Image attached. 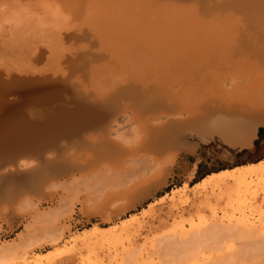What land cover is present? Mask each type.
<instances>
[{
    "label": "rangeland",
    "instance_id": "rangeland-1",
    "mask_svg": "<svg viewBox=\"0 0 264 264\" xmlns=\"http://www.w3.org/2000/svg\"><path fill=\"white\" fill-rule=\"evenodd\" d=\"M85 1L87 2L88 5V6L86 5V8H84L86 4ZM92 1H94L96 5L95 4L93 5ZM92 1L91 0H1L0 2L1 3L0 4V81H2L0 82V85L2 83L5 86L8 85L9 84L8 79H9L13 86L14 82H16L17 79H19L18 76L19 77L21 76L20 77L21 79L27 81L29 79L34 80L35 78L37 79L39 78V80H41V78H44L43 80H46L45 78L48 77L46 83L50 82L52 85L57 84V88H58V89L56 88V90L54 91L55 94L53 93V98H54L53 105H55L56 103L59 104L61 103V105H63L64 102L66 103L68 102L67 98H69V102H70V99H73L75 96V94H73L72 92L74 93L77 92V95L75 96V98L77 99L74 98L75 100H71L72 104L70 103V105L68 106L67 103L66 107H70L71 105H73V103H74L73 106H75L79 98L78 93H80L79 96L82 97L84 96L85 101L89 100L88 102L91 104H94L96 102V100L95 102H91L94 100V98L97 99V102L99 100V103L97 104H100V102H102L101 100L112 97L111 99H113V101L117 104V106L120 107L117 112L120 115L119 114L116 115L118 118L115 117L117 118V120L115 119L117 123L114 122L115 127L113 126L111 130L112 134L110 136V139L111 137L113 138L111 139L112 148L114 147L113 149L109 150L108 152L104 151V153H99L100 151H102L100 150L101 147L99 146L97 147V149L99 148L100 151L96 152L95 150L97 149L95 148L97 145L93 142H89V143L85 142L90 145L88 144L86 145L85 143H83L80 146L79 145L75 146L76 144L73 145L75 148L71 146L69 148H63L64 152L62 151V156L58 159V162L60 164H63L61 163V161L63 160L62 162H65L64 160L67 159V162L64 163L65 165L63 164V166L67 170H65L63 167L58 168L57 170H62L60 174H57L58 177L53 176L51 180L49 179H48L49 181L47 180L48 182H46V180L45 182H42L41 186L44 185L43 186L44 188L42 187L43 189L42 192L41 190L40 192L35 191V189L31 187L32 184L29 183L28 181V178L30 179V177L32 176V174L29 173V171L31 172L32 169V167H30L32 165H30L29 166L30 169H26L25 171H23L24 173L22 174L24 176L20 177L22 174H18L19 176L18 175L16 176L19 178L16 179L17 186L15 189H18V193L22 192L21 193L22 195L18 194L20 197H18L17 195L14 199L3 198L2 195H0V246H2L5 243H8L10 244L9 247L14 246V248H11L10 250L15 257L20 253V255L17 256V257L20 256L19 260H17L18 259L17 258L14 261L9 258L4 260V262L3 261L0 262V264H192L193 262H197L198 264L199 263L217 264L219 263L218 261L219 259H221L222 261L223 259H225L223 262H220V264L221 263L226 264V262L228 263V261L231 262L232 259H233L231 262L232 264H234L233 262H235V264H257V263L261 264L264 260V256H263L264 250L262 249L264 247V238L260 236L259 238L258 236H250V237L244 235L241 236L240 233H242L241 231H246V230L264 231V192H263L264 184L263 183L259 184L258 180H256L254 182L255 184L252 183L253 185L249 184L247 186L241 187V185H239L237 181L229 180L225 182V184L223 183L217 187L214 184H208L207 182L200 185L197 191L192 190L191 186H194L197 182H200L205 176L209 175L210 173L217 172L226 168H234L236 166L246 164L249 162H257L263 159L264 158V126H260L258 131V137L256 138L255 140L256 142L254 143V145L251 148H245L244 150L240 151V153L235 152V154L233 153L226 154L228 146L223 144H222L223 146H221V144L217 142L201 144L198 146V149L196 148L194 151L181 153L178 156L175 165L171 167L170 170L166 173H164L163 171L161 172L163 163H160L164 161L166 155L165 154L160 157L159 163L156 164L157 166L155 165L151 168L149 165L144 170V173L142 170L140 174L134 176L133 172L130 170L131 168L129 167L133 165L134 160L132 156L135 155V152L133 155L127 156L128 159L126 158L124 159L125 161H123V159H121V157L123 156L121 155V151L124 149L123 153L125 154V149L126 151H130L132 149H135L136 147L139 149L138 146L140 145H138V143L142 135V125L140 122L141 119L139 121L135 119L137 118L136 116H138L139 114L134 115L132 112H130L131 110L129 112H126L127 114L126 113L123 114V112L121 113V90H123L124 87L129 86L130 87L129 89L131 91L138 92L140 91L139 89L141 87V91L139 92L141 93L142 91H144L143 89H145V87L147 86L146 91L147 88L149 87L148 88L149 91H153L157 93L159 90L163 88L170 87L172 89V92H174L173 90L181 91L180 93L178 92L179 94L177 92L175 93H177L176 95L178 97V100H180V102H178L177 100V103L178 104L181 103V105L183 106H186L187 104L192 105V103L195 104L196 101L199 103V101L203 102L206 99L207 100L211 98L214 99L216 97H217L216 99L219 100H223L222 97L226 98V101L228 102L229 100L230 102H238V100H241L240 102L243 103L247 102V104L249 105H255V103L256 105L262 104L261 102L264 101V79H262L264 78V70L260 71L258 69H254L253 67L251 68V63L249 64L248 61L249 62L251 61L253 63L252 59L246 57L247 68H243L244 67L243 66L241 69L239 66L237 68L235 67L236 69L232 67L231 68L225 67L228 66L227 65L228 63L224 65L225 63L224 62L221 63L220 60L219 63H221V65L223 64L224 68L223 66L222 68H219V65L215 64L217 62L215 61L217 60V58L212 59L213 57L210 56L206 57V54H203L204 56L200 57L202 58V60L198 58L197 61L196 58L194 60L192 59L193 61H190V59H188L183 54L184 50L182 49L185 48L183 47L178 48L176 41H174L176 45H171V47H169L170 42H167L169 43V45H167L165 44L166 42L164 40L167 34L168 35L166 36V39L168 38L170 40L174 39V40H178V42L180 41L179 39H182V41L183 40L185 41L187 39L186 41L187 44L189 45H191V43H188L189 40L192 39L190 41L192 42L195 39L197 40L200 39V42L198 43H201L199 44L201 48L202 47L205 48L209 46L210 47L209 49L211 48L214 49L213 45L216 46V44L218 45L221 43L215 48L219 47L222 49V51L229 52L232 49L233 50L237 49L238 48L237 44L240 43L239 40L241 41V38L239 39V37H234L235 32L236 34H239L237 33L239 31L238 30L236 31V28H238L241 31L243 30L245 34L246 31L247 32H249L250 30L253 31L255 28H257L255 29L256 32H261L262 29H264L261 28V25L264 27L263 25L264 16H262L263 17L262 18L260 17L261 16L260 14V16H258L259 18L258 17L256 18L254 14H258L256 13L257 10L250 11L248 9H245L246 11L245 14L244 13L241 14L237 11L239 8L238 9L236 8L237 10L236 9L233 10V8L231 7L232 11L231 9L229 10L233 12L234 15L237 14L235 16V18L237 19H233L234 15L230 12L231 14L230 13L228 14L231 15L232 19L230 18L231 20H229V18H227V21L224 23L222 21H225L226 19L224 18L225 20H223L222 17H225V15H227V12H229V10L225 9V11L227 10L226 13L223 12V10H221L223 13L221 11L220 12L218 11L220 14L215 13L220 18L219 17L216 19L214 18V20L213 17H216L214 13H209L212 15L209 16V14H207V17L209 19H206L207 17L206 14H204L205 12L202 13L203 11H199V9H201L203 5L206 6V4L208 5L209 3L211 4V0L208 1L206 0L204 4H202L203 2L196 3L193 0H189L193 2L194 5L198 4L199 7L202 4L200 8L198 6H196V9L195 7H193L196 10V12L198 11L197 13H199V15L197 16L200 17L197 20L194 19L196 24L198 23V21L199 24L200 22H202L203 25H205L206 22H207L206 25L212 24L210 25L211 27L207 26L208 28L203 27L202 25L198 26L199 24H197V26L199 27L197 28L199 29V31L197 32V30H195L196 29L195 22L193 23L191 21L193 20L192 17L196 16L194 15L195 10H191V6H194L191 4V2L188 3L191 4L190 10H187L188 7H185V9L187 8L185 10L182 4L187 5V2L184 3L185 1L183 2L180 0L179 3L183 2L180 5L178 4V0L177 1L170 0L171 2L168 3L165 2L168 0H155V1L153 0L154 2L152 0H140L138 2L134 0L136 5L134 3L131 4L133 0L132 1L127 0V4H126V0H120V1L106 0V4L103 3L105 0H102V2H100L99 0L97 1L92 0ZM121 1H125V2L121 3ZM162 1L165 2V4L167 3V6H169L167 9L164 10L160 9L162 6L164 7L166 6L161 3ZM174 1L177 2V6H179L178 9L181 10V14L179 13V10L177 9V6ZM107 2L109 3V6ZM117 3L119 5H117ZM157 3H161L160 6L159 4L156 5ZM90 4L92 5V7ZM221 4L222 3H220V5ZM126 5H128L129 7ZM220 5L219 4H217L216 6L214 5L215 6L214 8ZM89 6L93 9H91ZM94 6H98V7H94ZM157 6H159L160 8ZM170 7L172 9H170ZM107 8H111V9H107ZM142 8L144 9L143 11H141ZM206 8L207 7H205L204 9ZM219 8H217L216 10H218ZM115 9L117 10L118 13H119L118 10L124 9L121 12L122 16L121 14H118L121 17H123L124 20L123 19L121 20V17L119 16L120 18L116 17L119 18L117 19L119 21L116 22V19L113 18L115 16H112L114 15L113 13L114 11L117 14ZM125 9L127 12L129 11L131 17L129 16V13L128 14L125 13L126 12ZM165 10L171 12V14L168 12H167L168 14L164 13ZM235 10L237 12H235ZM101 11L104 12L102 13ZM134 12L135 13L137 12L136 14L146 12L147 17L146 15L144 16L143 13L142 15L144 17L141 14L135 15L136 16L135 17ZM191 12H193L194 14ZM249 12L250 14L252 13L251 14L252 16L249 14ZM258 12H261L264 15V10ZM88 13L90 14L92 13L93 15L91 14L92 16H89L90 14ZM200 13L204 14L205 16L201 15ZM123 14H125L128 18L126 17L127 19H125L124 17L125 15L123 16ZM176 14L181 17H177ZM222 14L225 15L223 16ZM243 14L246 16V20L245 18L243 19V17H245ZM140 15L141 17H139ZM188 16L191 17L190 21L194 25V27L193 25H190L191 23L189 24L190 25L189 26L188 25L189 22H186L185 18H187ZM164 17L166 19H164ZM168 17L169 20H167ZM204 17L206 18L204 19ZM251 17H253L254 21H251L252 20ZM83 18L87 20L85 21ZM239 18L240 19L242 18L241 19L242 21ZM247 18L248 19L250 18L249 21L253 23V25L255 24L257 26L259 24V27L261 29L258 26L254 28L255 25L250 26V22L247 20ZM95 19L98 21H95ZM156 19H158L159 21ZM188 19L190 18L188 17ZM199 19L202 20L200 21ZM203 19L205 21H203ZM218 19H221L222 21L221 20L217 21ZM15 20L17 21V23H15ZM141 20L145 21V23L144 24L138 23ZM79 22H81L80 26H79L80 24ZM96 22L98 24H96ZM122 22L124 23V25L127 24L128 25L127 26L122 25L123 26L122 27L120 24ZM151 22L154 23L153 24L154 26L151 24ZM165 22H167L166 25H169V23H173V22L174 24H170L169 26H166ZM217 22L218 23L220 22L219 25L222 26H218ZM221 22L224 24H222ZM106 23L109 26L106 25ZM111 23L113 26L111 25ZM162 23H164V25ZM100 24H102L101 25L102 28ZM135 24H137V27H135L134 29L133 27L136 26ZM138 24L140 25L142 24L144 28L141 27L140 25L138 27ZM160 24L164 27L166 26L167 29L166 27L165 28L162 27ZM243 24L246 26L244 27ZM73 26L75 27L73 28ZM187 26L190 27V30L187 29ZM201 26L205 28L204 30L206 31L211 28L210 30L211 32L209 33L204 31ZM223 26H225V28ZM131 27L134 30L131 29ZM177 27L179 30L174 29ZM215 27L217 28L218 31H216ZM220 28L222 30H220ZM101 29H103V32L108 30L109 35L107 34V32L102 33ZM118 29L119 32L116 31ZM136 29L138 30L140 29V31L137 32L135 31ZM150 29H152L151 30L152 33H150ZM258 29L261 31H259ZM164 30H166L167 32ZM134 31L137 33H134ZM141 31L143 33H141ZM154 31L157 32L155 33ZM168 31H170V33ZM201 31L204 32L202 33ZM199 32L202 34H200ZM218 32L219 33L222 32L223 34L220 35L223 36L224 35H226L227 37L231 36V39L233 37L236 39L238 38V41L234 39L233 41L235 42H232L233 44H231L230 37L228 39L226 36H224V39L223 38L218 39L217 37V35L219 34ZM105 34L107 35L105 36ZM199 34L202 36L199 37ZM206 34H208V36H205ZM240 34L242 33L240 32ZM204 36L206 38H204ZM103 37H105V39ZM156 37H159L161 39V42L158 44L160 48L159 47L157 48H159L162 52L165 50L164 53L160 51L161 54L159 55L165 58L164 56L166 55V51L169 50L168 52L174 54L175 56L172 59H170L171 61L168 60L169 62L167 64L166 63L162 64L161 65L162 67H160L158 64H161V62L163 63V59L160 58V56L157 54L159 51L155 52V50L158 49H155V47L153 46L152 48L148 47L151 44V43L149 44V42H152ZM184 37H186V39H184ZM240 37L243 38L246 36L243 35ZM203 38H204V45H203ZM157 39L158 38H156V40ZM214 41H216V44ZM222 41L224 42V45H222L223 43ZM115 42H119V43H115ZM147 42H148V46H145L146 45L145 43ZM154 42L152 43L154 44ZM207 43L209 45H207ZM178 44H179L178 46L181 45L180 42ZM230 44L231 46L234 45L235 48L233 46L231 47ZM199 45L194 44L191 46H194L195 48L198 47L196 49H199ZM211 45L213 47H211ZM228 45L230 46L229 48L227 47ZM101 46L103 47L100 48ZM114 46L116 49H114ZM119 46H122L123 48ZM120 48H122L121 50L124 51L122 52L121 50H119ZM126 48L128 49L130 48L129 49L130 51L127 50ZM104 49H107L109 52ZM111 50L113 52H115L116 50L117 52L115 53L117 54L119 51H121L119 52L120 53L119 55L124 54V56L119 57L114 54H111ZM126 50L128 54L125 53ZM212 51L213 50H211V52ZM218 51L220 50L218 49ZM175 53H178V55H175ZM146 54L148 56H146ZM110 55L113 56L111 57ZM138 56L140 57L137 58ZM148 57H150L149 61L147 60ZM205 58L207 60H205ZM174 59L181 61V64L182 65L184 64L183 65L184 68H182L180 65L169 67L168 64L169 63L170 65L173 64L172 61ZM225 59L226 61L230 60L228 58ZM241 59L245 60L243 59V57ZM256 59L260 60L259 58ZM157 60H160V62L159 61L157 62ZM204 60L206 61V63L209 62L210 67H212L211 64L213 65L215 64V66L213 68H209L208 64H207L208 66H205ZM237 60L238 62L240 61V56L239 59ZM124 62L126 65L124 64ZM197 62L200 63V65L198 66L199 69L195 67L198 64ZM261 64L263 66L264 61ZM94 66H95V70H93ZM158 66L160 67V70L156 69ZM166 66L168 67V69ZM103 67L108 68V69L105 68L106 72L108 71L111 72L112 69L114 76L112 77V73L109 72L105 74L104 71L105 69H103ZM178 67L181 68L178 69ZM151 68L153 69L154 72L155 71L156 72L152 74L153 71ZM98 69L99 70L102 69V70L99 71ZM96 70L98 71V73L96 72ZM179 70L180 71L183 70L184 71L183 73H185L187 77L188 76L190 77L191 75V78L193 77V79L192 80L191 78L184 79L183 77L184 74L180 73ZM94 71L96 73L93 76L91 74ZM120 71L123 72L119 73ZM160 71H162L163 75ZM144 72L147 73L146 76ZM257 72H259L260 74ZM158 73L160 74L157 75ZM139 74L142 76L143 78L142 80ZM177 74H179V76ZM180 74L183 75L180 76ZM205 74L206 75L208 74V76H206ZM96 75L98 77H96ZM108 75L111 77H109ZM170 75L171 77L173 76L172 78L173 80L177 78L176 79L177 81L176 80L172 81V79H170L171 77L170 78L166 77V76L169 77ZM105 76L107 77L105 78ZM107 78H109L110 80ZM121 78L124 79V81L123 80L120 81ZM49 79H54V80H49ZM152 79L154 80L152 81L153 85L150 82ZM252 79L255 80L253 81ZM186 80L191 81L192 84L190 82H187ZM64 81H66V83H63ZM93 81H97L98 83L96 82L93 83ZM141 81L145 82L146 84L150 83L149 84L150 86L146 85L145 83H142ZM261 81L263 84H261ZM184 82H186V84ZM114 83H117L116 86L118 87H116ZM258 83L261 85H259ZM131 84L132 85L135 84L134 88H131L132 86ZM200 84L203 87L201 86V88L199 89L198 86ZM62 85L64 86L63 88ZM95 85L101 86L103 89H101V87H98L99 88L98 89L97 87H94ZM155 85H157V87H155ZM195 85L197 86V88H195L196 87ZM120 86L122 87V89L119 90L120 92L119 93L117 91L118 89L121 88ZM135 86L137 87L140 86V87L138 89L136 87L135 89ZM1 87H3V85ZM1 87H0L1 96L4 94V96L7 95L6 98L8 97L9 100H14V97L17 95L13 90H11L12 89L11 86L9 87L6 86L9 89L5 87L7 91H5L6 90L5 88H2L1 91ZM113 87H115V89ZM112 88L116 91L114 92ZM105 89L107 91H109L110 89V92L104 91ZM129 89H124V90L128 91ZM99 90H102V92ZM194 90L196 91L194 92ZM4 91L7 93H4ZM64 91H66L68 94L65 93ZM104 92L107 93L105 94V96H108L107 98L105 96L103 97L102 95H100L102 93L104 95ZM83 93H85L86 95ZM114 93H116V95ZM214 93L215 94L219 93V94H217L218 95L217 96ZM13 94L15 96H13ZM66 94H67V98L64 97ZM70 94L74 96L70 97ZM94 94L96 95L94 96ZM207 94L209 96H207ZM9 95L11 96L9 97ZM62 95L64 96L62 97ZM97 95L98 96L100 95V97L98 98ZM61 97L64 98L65 100L63 101ZM257 97L260 99H258ZM84 98L82 99L84 100ZM257 101H259L260 103L258 104ZM31 104L32 103H30L29 105ZM132 108H128L126 110ZM132 115H134L135 118ZM141 116L143 117L144 115ZM141 116H138V118ZM145 116L144 118L147 119L146 118L147 116L146 117ZM131 121L133 124L131 123ZM137 133L140 134L137 135ZM75 134L77 135V133ZM75 134H73L72 138L76 137ZM67 138L68 137L64 138V136H61V139L59 138L61 141L59 139L57 141L58 143L60 142L61 145L66 143ZM72 138L70 139L71 142L72 141L77 142L78 138H76L77 140L75 138L74 139ZM136 139L138 140L137 144H136L137 141ZM91 143H93L95 146V148L93 147L94 150H92L91 148L93 145ZM87 146L89 147L91 146V147L89 148ZM127 148L130 149L127 150ZM49 150L52 151L53 149L51 150V148H49L48 151ZM12 151L9 150L3 151L1 149L0 155L2 156V158H0V162L5 160L4 157L6 154L13 155V154H17L16 152H18L17 150H15L14 153H12ZM140 152L143 151L140 150ZM117 153H119V155ZM2 154L3 155L5 154L4 157ZM141 154L142 153H140L139 155L140 157ZM102 157L104 159H102ZM137 159H139V157H137ZM141 159H143V157H141ZM110 160L112 161V164ZM182 161H185L186 163L185 168H181ZM66 165H68L69 168L72 169L70 170L69 168H66L68 167ZM70 165H72L73 167L72 166L70 167ZM121 166L125 167L126 170ZM41 167L44 168L43 166L39 167V173H38V175L40 174L39 176H41L43 173L46 174V172L49 173L51 171V170L46 171L45 169L41 170ZM127 168H129V170H127ZM193 170L195 171L193 172ZM150 184L152 185L149 188L148 185ZM153 184H155L156 186L153 187L154 186ZM185 184L188 185L187 194L190 199L189 201L188 200L187 202L183 201L187 198V196L181 197V200L178 199L179 197L175 198V200L169 199L170 198L169 195L173 190L183 187ZM147 187L148 189H151V187L153 188L146 193L144 192V190L147 191ZM124 188L126 189V191ZM140 192L142 193L144 192L145 194H142ZM131 215H134L136 218H138L137 219L138 221H136L137 223L135 222L133 226L130 225V227H127L125 230L115 231L113 233L114 235L112 234L111 237L109 235L108 238L106 237L104 238V240L103 239L98 240V238H95L96 240L93 239L92 240L93 242L92 241L90 242L91 244L79 242L76 245L74 242L71 241L73 238L83 235L87 229H90L93 226L98 225L105 227V226L121 225L128 217H131ZM231 217L233 219H231ZM222 224L226 226H223ZM219 226L222 228L220 229ZM57 228L58 230L56 231ZM222 229H225L226 231ZM59 230L61 232H59ZM183 230L187 232L189 231L188 237L182 235ZM215 230H217L218 232H216ZM227 230L235 231V232L230 233ZM234 233H237V235L236 234L234 235ZM15 244L17 245V247ZM19 249H21L22 251L21 250L19 251ZM14 251H16V254L14 253ZM25 253L26 255L24 257L23 254ZM22 256L24 258H21ZM195 256H197L198 258ZM228 258L231 260H228ZM212 260H215V262Z\"/></svg>",
    "mask_w": 264,
    "mask_h": 264
},
{
    "label": "bare ground",
    "instance_id": "bare-ground-1",
    "mask_svg": "<svg viewBox=\"0 0 264 264\" xmlns=\"http://www.w3.org/2000/svg\"><path fill=\"white\" fill-rule=\"evenodd\" d=\"M92 1V0H91ZM97 1V0H96ZM100 2H102V0H99ZM110 1V0H109ZM114 1V0H113ZM116 1V0H115ZM120 1V0H119ZM132 1V0H131ZM136 2H138V1H140V0H135ZM135 1L133 0L132 2H131V4L132 3H134L135 4ZM153 1V0H152ZM155 1V0H154ZM153 1V2H154ZM177 1V0H176ZM176 1H174L175 2V4H176V6H177V2ZM180 1H185L184 3H186L187 2V5H184V4H182L183 5V8L185 9V7H188V9L187 10H190V6H191V4L192 5H194V3L193 2H191V1H189V0H180ZM179 0H178V4L180 5L181 3H183V2H181V3H179L180 2ZM194 2H196V3H202V4H204V2L206 1V0H193ZM208 1V0H207ZM216 3H215V2ZM211 0V4L209 3V5L208 4H206V6L205 5H203V7L205 6V7H207L206 9H204L203 7H201L202 6V4H201V9H199V11H203L202 13H204V14H206V17H207V14H209V13H214V15L216 16V17H213V20H214V18L216 19V18H218L219 16H217L215 13H219L221 10H223V12H227V10H229V9H231V11H232V8H233V10L234 9H236L239 13H246V11H245V9H248V10H257V12L256 13H258V14H254L255 16H256V18L258 17V16H260V14H261V16L260 17H262V16H264L261 12H258V11H261V10H264V0H218V1H216V0ZM0 2H1V0H0ZM93 2V3H92ZM91 3L94 5L95 4V2L94 1H92ZM122 2H125V1H121V3ZM143 2V1H142ZM165 2H171L170 0H168V1H165ZM165 2H161L162 4H164V5H166L165 7L164 6H162L161 8L159 7L160 6V4L161 3H157L156 5H158L159 4V6H157V7H159L160 9H167L169 6H167V3L165 4ZM173 2V3H174ZM189 2H191V4H188ZM214 2V3H213ZM3 3V2H2ZM85 6H84V8H86V5H87V2L85 1ZM88 3H89V1H88ZM103 3H105L106 4V0L103 2ZM108 3V2H107ZM118 3H120V2H118ZM117 3V5H119ZM144 3V2H143ZM148 3V2H147ZM150 3V2H149ZM220 3H222L221 5H220ZM223 3H224V6H223ZM1 4V3H0ZM76 4V3H75ZM74 4V5H75ZM126 4H127V0H126ZM217 4H219L220 6H217L216 8H214ZM91 5V4H90ZM96 5V4H95ZM100 5H101V3H100ZM115 5H116V2H115ZM121 5V4H120ZM136 5V4H135ZM156 5H155V7H156ZM173 5V4H172ZM181 5V6H182ZM189 5V6H188ZM200 5V4H199ZM209 7H208V6ZM215 5V6H214ZM88 6V5H87ZM108 6H109V3H108ZM126 6H128V5H126ZM125 6V7H126ZM181 6H180V9H181ZM196 6H198V4H196V5H194V6H191V10H195L196 9ZM211 6H213V7H211ZM223 6V7H222ZM234 6V7H233ZM90 7V6H89ZM91 7H92V5H91ZM90 7V8H91ZM94 7H98V6H94ZM104 7V6H103ZM106 7V6H105ZM111 7V6H110ZM129 7V6H128ZM127 7V8H128ZM142 7V6H141ZM143 7H144V5H143ZM178 7L179 6H177V9H178ZM193 7H195V9L193 8ZM199 7V6H198ZM198 7H197V9H198ZM199 7V8H200ZM220 7V8H219ZM232 7V8H231ZM159 8H157V9H159ZM193 8V9H192ZM217 8H219L218 10H216ZM89 9V8H88ZM91 9H93V8H91ZM97 9V8H96ZM96 9H94V10H96ZM107 9H111V8H107ZM113 9V8H112ZM170 9H172L171 7H170ZM185 9V10H186ZM208 9V10H207ZM210 9V10H209ZM225 9H227L226 11H225ZM244 9V10H243ZM116 10V9H115ZM121 10V9H120ZM118 10L119 11V13L117 12V10H116V12H117V14L115 13V11L113 12L114 13V15H112V16H115V17H113L114 19H116V22L117 21H119V20H117V19H119L121 16H122V14H121V12L124 10ZM135 10H136V8H135ZM144 9L142 8V10L141 11H143ZM179 10V9H178ZM204 10H206V11H204ZM213 10V11H212ZM214 10H216V11H214ZM235 10V12H237ZM91 11V10H90ZM98 11V10H97ZM111 11V10H110ZM109 11V12H110ZM125 11H126V9H125ZM170 11V10H169ZM183 11V10H182ZM211 11V12H210ZM219 11V12H218ZM230 10H229V12H227V15H225V14H222L223 16L225 15V17H222V19L223 20H225V21H222L221 19H218L217 21H222V22H226L227 21V18H229V20H231L232 18H231V13L233 14V12H231ZM60 12V11H59ZM64 12H66V11H64ZM81 12V11H80ZM102 12V11H101ZM104 12V11H103ZM102 12V13H103ZM132 12V11H131ZM168 11H164V13H167ZM173 12H174V10H173ZM198 12V11H197ZM196 12V10L194 11V13L193 12H191V13H193L194 15H196L195 17H192V19L193 20H191V17L190 16H188L190 19H188V17L187 18H185L186 19V22H189L188 23V25L191 23V21L194 23L195 22V20H197L198 18H200V17H198L197 15H199V13H197ZM222 12V11H221ZM222 12V13H223ZM231 12V13H230ZM234 12V13H235ZM61 13V12H60ZM95 13H98V12H95ZM111 13V12H110ZM109 13V14H110ZM125 13H129V11L127 12H125ZM135 13V12H134ZM137 13V12H136ZM134 14V16L135 15H139V14H141L142 15V13H139V14ZM168 13H170L171 14V12H168ZM167 13V14H168ZM179 13L181 14V10H179ZM187 13V12H186ZM188 13H190V12H188ZM197 13V14H196ZM228 13H230V14H228ZM88 14H90V13H88ZM87 14V15H88ZM92 14V13H91ZM89 15V16H92V15ZM118 14H121V16L120 15H118ZM174 14V13H173ZM178 14V13H177ZM176 14V15H177ZM201 14V13H200ZM204 14H201V15H204ZM220 14V13H219ZM218 14V15H219ZM243 14V15H244ZM249 14H250V12H249ZM252 14V13H251ZM250 14V15H251ZM59 15V14H58ZM64 15V14H63ZM72 15V14H71ZM84 15H85V13H84ZM104 15H105V13H104ZM107 15H108V13H107ZM118 15V16H117ZM125 14H123V16H124ZM133 15V14H132ZM141 15L139 16V17H141ZM143 15L145 16L146 15V12H144L143 13ZM142 15V16H143ZM184 15V14H183ZM182 15V16H183ZM186 15H188V14H186ZM194 15H191V16H194ZM200 15V16H201ZM210 15H212V14H209V16ZM234 15V14H233ZM232 15V16H233ZM237 15V14H236ZM236 15H234V18L233 19H237V18H235V16ZM239 15V14H238ZM61 16V15H60ZM88 16V17H89ZM110 16V15H109ZM120 16V17H119ZM129 16L131 17V15H130V13H129ZM134 16H133V18H134ZM143 16V17H144ZM173 16V15H172ZM205 16V15H204ZM230 16V17H229ZM241 16V15H240ZM245 16V15H244ZM252 16V15H251ZM84 17V16H83ZM116 17H119V18H116ZM125 17V19H127L128 17L125 15L124 16ZM127 17V18H126ZM136 17V16H135ZM139 17H138V19H139ZM146 17H147V15H146ZM174 17V16H173ZM177 17H181V16H178L177 15ZM202 17V16H201ZM206 17H204V19L206 18ZM243 17V16H242ZM14 18H16V17H14ZM133 18H130V19H133ZM182 18H184V17H182ZM203 18V17H202ZM211 18V17H210ZM220 18V17H219ZM225 18V19H224ZM231 18V19H230ZM245 18V20H246V16L245 17H243V19ZM252 18V20L251 21H254L253 20V17H251ZM259 18V17H258ZM263 18V17H262ZM84 19V18H83ZM90 19V18H89ZM107 19V18H106ZM123 19V17H121V20ZM136 19V18H135ZM134 19V20H135ZM137 19V20H138ZM142 19V18H141ZM164 19H166L165 17H164ZM188 19V20H187ZM195 19V20H194ZM203 19V21H205ZM206 19H209L208 17L206 18ZM240 19V18H239ZM242 19V18H241ZM240 19V20H241ZM250 19V18H249ZM249 19L247 18V20L249 21ZM264 19V18H263ZM17 20V19H16ZM15 20V23H17V21ZM60 20V19H59ZM62 20H64V19H62ZM61 20V21H62ZM85 20V19H84ZM87 20V19H86ZM85 20V21H86ZM124 20V19H123ZM143 20H144V18H143ZM156 20H158V19H156ZM167 20H169V17L167 18ZM191 20V21H190ZM200 20V19H199ZM202 20V19H201ZM200 20V21H201ZM212 20V19H211ZM61 21H59V22H61ZM73 21V20H72ZM79 21V20H78ZM90 21V20H89ZM93 21V20H92ZM95 21H98V20H96L95 19ZM142 21V20H141ZM138 22V21H136V22H138V23H142V24H144L145 23V21H142V22ZM159 21V20H158ZM161 21V20H160ZM165 21V20H164ZM183 21V20H182ZM182 21H180V22H182ZM239 21V20H238ZM242 21V20H241ZM240 21V22H241ZM83 22V21H82ZM101 22H102V20H101ZM121 22V21H120ZM123 22H125V21H123ZM122 22V23H123ZM129 22V21H128ZM149 22V21H148ZM171 22V21H170ZM216 22V21H215ZM221 22V23H222ZM236 22V21H235ZM250 22V21H249ZM80 24H79V26L81 25V22H79ZM85 23V22H84ZM94 23V22H93ZM99 23H100V20H99ZM122 23H120L121 24V26L122 25H124V23L122 24ZM133 23V22H132ZM150 23V22H149ZM202 22H200V24H199V21H198V23L197 24H199L198 26H200V25H202L203 27H207V26H210V25H212V24H209V22H208V24L209 25H206L207 24V22L205 23V25H203V23L201 24ZM212 23V22H211ZM218 23V22H217ZM220 23V22H219ZM219 23H218V26H222V25H219ZM224 23H222V24H224ZM255 23V22H254ZM69 24H70V22H69ZM96 24H98L97 22H96ZM95 24V25H96ZM103 24H105V23H103ZM115 24V23H114ZM126 24V23H125ZM140 25V24H138V27H139V25L141 26V27H143V25ZM151 24L153 25L154 23H152L151 22ZM159 24V23H158ZM163 25H164V23H162ZM167 24V22H165V25ZM170 24H174V22L173 23H169V25ZM175 24H176V22H175ZM183 24V23H182ZM181 24V25H182ZM195 24H196V22H195ZM197 24L195 25L196 26V29L195 30H197V32L199 31V29H197V28H199L198 26H197ZM216 24V23H215ZM227 24V23H226ZM82 25H84V24H82ZM88 25V24H87ZM102 24H100V26H101ZM106 25H108L107 23H106ZM111 25H112V23H111ZM116 25V24H115ZM128 25V24H127ZM127 25H124V26H127ZM131 25H133V24H131ZM136 26H134L133 28L135 29V27H137V24H135ZM149 25V24H148ZM161 25V24H160ZM169 25H166V26H169ZM179 25V24H178ZM190 25H193L192 23L190 24ZM189 25V26H190ZM254 26L253 25V23H251L250 22V26ZM260 25H261V23H260ZM264 25V24H263ZM109 26V25H108ZM113 26V25H112ZM154 26V25H153ZM152 26V27H153ZM162 26V25H161ZM161 26H160V28H161ZM165 26V27H166ZM172 26H174V25H172ZM201 26V27H202ZM227 26V25H226ZM243 26L245 27L246 25H244L243 24ZM242 26V27H243ZM258 27H259V24L257 25ZM256 25L254 26V28L255 27H257ZM75 26H73V28H74ZM115 27V26H114ZM113 27V28H114ZM123 27V26H122ZM141 27H140V29H141ZM162 27H164V26H162ZM164 27V28H165ZM183 27H184V25H183ZM182 27V28H183ZM193 27H194V25H193ZM202 27V29L204 30L205 28H203ZM211 27V26H210ZM209 27V28H210ZM224 28H225V26H223ZM228 27H229V25H228ZM86 28H88V27H86ZM101 28H102V26H101ZM117 28V27H116ZM119 28H121V27H119ZM130 28V27H129ZM132 27H131V29H133ZM144 28V27H143ZM151 28V27H150ZM155 28H156V26H155ZM208 28V27H207ZM216 28V27H215ZM231 28H232V26H231ZM253 28V29H254ZM260 28V27H259ZM261 28H264L262 25H261ZM260 28V29H261ZM97 29V28H96ZM107 29H109V28H107ZM126 29V28H125ZM133 29V30H134ZM140 29L138 30V29H136L135 31H140ZM166 29H167V27H166ZM173 29V28H172ZM175 30H177L178 29V27L177 28H174ZM187 29L188 30H190V27H188L187 26ZM219 29V28H218ZM255 29H257V28H255ZM255 29L252 31V30H250L249 32H247L246 31V34L244 33V31L242 32L241 30H239L238 28H236V31L238 30L239 32H237V33H239V34H236V32H235V36L234 37H239V39L241 38V41L239 40V44H237L238 46V48L237 49H235V50H230L229 52H225V51H222V49L221 48H215L216 46H218V45H220V44H216V41H214L215 42V44H216V46L215 45H213L214 46V49H209L210 47L209 46H207V45H209L208 43H207V45H205V46H207V47H205V48H201L200 47V45L199 44H201V43H198V42H200V39H195V40H193L192 42H190L191 40H189L188 41V43H191V45H199V49H196V48H198V47H194V46H191V45H189V44H187V39H186V37H184V39H186L185 41L183 40L182 41V39H179L180 41V43H181V45L180 46H178L179 44V42H178V40H174V39H172V40H170L169 38L168 39H166V36L168 35H166L165 36V44H167V45H169V43H167V42H170V46L169 47H171V45H176V43L174 42V41H176L177 42V47L179 48V47H183V48H185V49H182V50H184V55L188 58V59H190V61H193L194 59H196L197 58V61H198V58H200V57H203L204 55L203 54H206V57L207 56H210V57H213L212 59H216L217 58V60H215V61H217L215 64H217V65H219V68H222V66H223V68H224V65H226L227 63V65L228 66H225V67H228V68H234V69H236L238 66L240 67V69L243 67V68H247L246 67V65H247V58L246 57H248L249 59H252V61H253V63L250 61H248V63L250 64L251 63V68L253 67L254 69H258V70H264V65L262 66V62L264 61V29H262V31L261 30H259V31H261V32H256L255 31ZM92 30V29H91ZM102 30V33H106L107 32V34L109 35V32H108V30L107 31H104L103 32V29H101ZM151 30L152 29H150V33H152L151 32ZM170 30H171V28H170ZM175 30H172V31H175ZM179 30V29H178ZM187 30V31H188ZM211 30V28L209 29V30H204V31H206V32H211L210 31ZM220 30H222L221 28H220ZM90 31V30H89ZM117 32H119V29L118 30H116ZM120 31H121V29H120ZM134 31V33H137V32H135ZM142 31H144V30H142ZM141 31V33H143ZM164 31H166V30H164ZM203 31V32H204ZM212 31H215V30H212ZM216 31H218L217 30V28H216ZM229 31V30H228ZM91 32V31H90ZM155 32V31H154ZM157 32V31H156ZM155 32V33H156ZM167 32V31H166ZM169 33H170V31H168ZM202 32V31H201ZM202 32V33H203ZM227 32V31H226ZM240 32L242 33V34H240ZM101 33V32H100ZM148 33H149V31H148ZM200 33V32H199ZM202 33H200V34H202ZM208 33V34H209ZM219 33V32H218ZM244 33V34H243ZM82 34V33H81ZM107 34H105V36L107 35ZM179 34V33H178ZM193 34H194V32H193ZM199 34V37H201L202 35H200ZM208 34H206L205 36H208ZM220 34H223L222 32L221 33H219L218 35H217V37H218V39L219 38H223L224 39V36H226V35H220ZM226 34V33H225ZM122 35V34H121ZM120 35V36H121ZM139 35V34H138ZM142 35V34H141ZM195 35H196V33H195ZM220 35V36H219ZM237 35H239V36H237ZM243 35H245L246 37H240V36H243ZM92 36V35H91ZM93 36H94V34H93ZM98 36V35H97ZM96 36V37H97ZM129 36V35H128ZM146 36V35H145ZM152 36H153V34H152ZM178 36V35H177ZM204 36V38H206ZM209 36H212V35H209ZM214 36V35H213ZM216 36V35H215ZM221 36H223V37H221ZM254 36V37H253ZM66 37V36H65ZM109 37V36H108ZM107 37V38H108ZM118 37V36H117ZM116 37V38H117ZM141 37V36H140ZM227 37V36H226ZM230 37V43L231 44H233L232 42H235V41H233L234 39L235 40H237L238 41V38L236 39V38H232L231 39V36H229ZM229 37H227L228 39H229ZM104 39H105V37H103ZM148 38V37H147ZM154 38V37H153ZM156 38H158L157 40H156ZM152 42H154V44L152 43V42H149V44L151 43V44H153V45H149L148 46V42L147 43H145L146 45L145 46H148V47H150V48H152V46L153 47H155V49H158V50H155V52H158L157 54L159 55V54H161V50L159 49L160 47H159V43L161 42V39L159 38V37H156ZM179 38V37H178ZM194 38V37H193ZM204 38H203V45H204ZM212 38V37H211ZM226 38V39H227ZM121 39V38H120ZM135 39V38H134ZM140 39V38H139ZM177 39V38H176ZM208 39H209V37H208ZM207 39V40H208ZM243 39V40H242ZM129 40H130V38H129ZM147 40V39H146ZM145 40V41H146ZM159 40V41H158ZM170 40V41H169ZM213 40V39H212ZM211 40V41H212ZM215 40V39H214ZM221 40V39H220ZM219 40V41H220ZM102 41V40H101ZM105 41V40H104ZM110 41V40H109ZM108 41V42H109ZM140 41V40H139ZM157 41V42H156ZM172 41V42H171ZM182 41V42H181ZM218 41V40H217ZM237 41H236V43H237ZM125 42V41H124ZM133 42V41H132ZM131 42V43H132ZM175 44H174V43ZM194 42V43H193ZM202 42V41H201ZM205 42H206V39H205ZM214 42H213V44H214ZM223 42V41H222ZM115 43H119V42H115ZM127 43V42H126ZM219 43V42H218ZM91 44V43H90ZM129 44V43H128ZM141 44V43H140ZM144 44V43H143ZM155 44H157V45H155ZM165 44H163V45H165ZM227 44H229V43H227ZM231 44H230V46H231ZM107 45V44H106ZM112 45V44H111ZM113 45H114V43H113ZM132 45V44H131ZM138 45V44H137ZM222 45H224V42L222 43ZM104 46V45H103ZM103 46H101L100 48H102ZM115 46H118V45H115ZM115 46H114V49H116L115 48ZM212 45H211V47H213ZM229 45L227 46L228 48L230 47ZM234 48H235V46L234 45H232ZM231 46V47H232ZM94 47V46H93ZM110 47V46H109ZM119 47H122V46H119ZM123 47H124V45H123ZM122 47V48H123ZM126 47V46H125ZM128 47V46H127ZM129 47H130V45H129ZM132 47V46H131ZM157 47H159V48H157ZM105 48V47H104ZM122 48H120L119 50H121ZM89 49V48H88ZM87 49V50H88ZM107 49H108V47H107ZM107 49H104V50H107ZM113 49V50H114ZM127 50H129L128 48H126ZM137 49V48H136ZM146 49H147V47H146ZM167 49H168V47H167ZM217 50V52H216V50ZM218 49L220 50V51H218ZM127 50H126V52L125 53H127ZM133 50H134V48H133ZM204 50H206V51H203ZM208 50V51H207ZM211 50H213L212 52H211ZM108 51V50H107ZM106 51V52H107ZM109 51H110V48H109ZM108 51V52H109ZM122 52L124 51V50H121ZM121 51H119V52H121ZM130 51V50H129ZM136 51V50H135ZM161 51V52H160ZM169 50H167L166 51V55L164 56L165 58H163V57H161V55H159L160 56V58H162L163 59V63L161 62V64H158L160 67H162L161 65L162 64H167L169 61L168 60H170V59H172L173 57H175L174 56V54H171L170 52H168ZM105 52V53H106ZM107 52V53H108ZM115 52H117L116 50H115ZM115 52H113L112 50H111V54H114V55H116V56H124V54L122 55H119L120 53L118 52V54L117 53H115ZM165 52V50L162 52V53H164ZM106 53V54H107ZM86 54V53H85ZM104 54V53H103ZM105 54V55H106ZM128 54V53H127ZM133 54H135V53H133ZM171 54V55H170ZM105 55H103V56H105ZM175 55H178V53H175ZM111 57L113 56V55H110ZM141 56V55H140ZM140 56H138L137 58H139ZM146 56H148L147 54H146ZM239 56H240V61L238 62V60L237 59H239ZM83 57V56H82ZM87 57V56H86ZM166 57H168V58H166ZM171 57V58H170ZM182 57V56H181ZM243 57V59H245V60H242L241 58ZM104 58V57H103ZM142 58H143V56H142ZM225 58H228V59H230V60H228V61H226V59ZM255 58V59H254ZM256 58H259L260 60H258V59H256ZM77 59V58H76ZM75 59V60H76ZM90 59V58H89ZM94 59V58H93ZM93 59H91V60H93ZM102 59V58H101ZM108 59V58H107ZM117 59V58H116ZM119 59V58H118ZM149 59H150V57H148V61H149ZM153 59H154V57H153ZM193 59V60H192ZM201 60H202V58H200ZM204 59V58H203ZM219 59V60H218ZM224 59V60H223ZM103 60V59H102ZM144 60V59H143ZM142 60V61H143ZM161 60V59H160ZM160 60H157V62L159 61L160 62ZM165 60V61H164ZM175 60H177V59H174L173 61H172V63L173 64H171L170 65V63L168 64L169 65V67L170 66H181L182 68H184L183 67V65L181 64V61H175ZM205 60H207L206 58H205ZM204 60V61H205ZM210 60V59H209ZM220 60H221V63H225L224 65L222 64L221 65V63H219L220 62ZM73 61V60H72ZM82 61V60H81ZM151 61V60H150ZM171 61V60H170ZM175 61V62H174ZM243 63H242V62ZM254 61H256V62H254ZM121 62V61H120ZM152 62V61H151ZM156 62V61H155ZM236 62V63H235ZM241 62V63H240ZM83 63V62H82ZM127 63V62H126ZM146 63V62H145ZM198 63V62H197ZM124 64H125V62H124ZM176 64V65H175ZM209 66H208V65ZM215 64L213 65V64H211L212 65V67H210V64H209V62L208 63H206V61H205V66H208L209 68H213L214 66H215ZM232 64V65H231ZM78 65V64H77ZM126 65V64H125ZM125 65H123V66H125ZM144 65V64H143ZM200 65V63H198L195 67L196 68H198V66ZM203 65V66H204ZM234 65V66H233ZM84 66V65H83ZM88 66V65H87ZM93 66V65H92ZM96 66V65H95ZM95 66H94V69L93 70H95ZM130 66V65H129ZM137 66H139V65H137ZM151 66V65H150ZM157 67L156 69H158V70H160V67ZM230 66V67H229ZM85 67V66H84ZM152 67V66H151ZM156 67V66H155ZM167 67V66H166ZM181 67H178V69L179 68H181ZM236 67V68H235ZM79 68V67H78ZM88 68V67H87ZM106 68V67H105ZM104 67H103V69H105ZM127 68V67H126ZM132 68V67H131ZM106 69H108V68H106ZM106 69L104 70L105 71V74H107L108 72L109 73H112V77L114 76V74H113V71H112V69H111V72L110 71H108V72H106ZM133 69V68H132ZM152 69V68H151ZM155 69V68H154ZM167 69H168V67H167ZM169 69H171V68H169ZM199 69V68H198ZM206 69V68H205ZM234 69H233V71H234ZM80 70V69H79ZM87 70V69H86ZM99 70V69H98ZM100 70H102V69H100ZM99 70V71H100ZM134 70V69H133ZM138 70V69H137ZM157 70V71H158ZM162 70V69H161ZM207 70V69H206ZM209 70V69H208ZM214 70V69H213ZM229 70V69H228ZM152 71H153V69H152ZM164 71V70H163ZM169 71V70H168ZM180 71V70H179ZM187 71V70H186ZM185 71V72H186ZM210 71H211V69H210ZM84 72V71H83ZM96 72L98 73V71L96 70ZM95 71L91 74V75H95V73H96ZM116 72H118V71H116ZM123 72V71H122ZM121 71L119 72V73H122ZM156 72V71H155ZM154 71L152 72V74L153 73H155ZM161 73H162V71H160ZM184 71L183 70H181L180 71V73H183ZM91 73V72H90ZM142 73V72H141ZM145 73V72H144ZM151 73V72H150ZM212 73V72H211ZM215 73V72H214ZM255 73V72H254ZM257 73H259V72H257ZM89 74V73H88ZM160 73H158L157 75H159ZM165 74V73H164ZM167 74V73H166ZM184 74V79H189V78H191V75H190V77L188 76L187 77V75H185V73H183ZM182 74V75H183ZM193 74V73H192ZM210 74V73H209ZM216 74V73H215ZM260 74V73H259ZM36 75V74H35ZM85 75V74H84ZM83 75V76H84ZM117 75V74H116ZM123 75H124V73H123ZM140 75V74H139ZM147 75V73H145V76ZM162 75H163V73H162ZM178 76H179V74H177ZM181 74H180V76H182ZM189 75V74H188ZM200 75V74H199ZM206 75V74H205ZM40 76V75H39ZM93 76H92V79H93ZM100 76V75H99ZM109 76V75H108ZM120 76V75H119ZM122 76V75H121ZM175 76H176V74H175ZM186 76V77H185ZM206 76H208V74L206 75ZM256 76V75H255ZM21 77V76H20ZM19 76H18V78L19 79H17V81L16 82H14V84H13V86H12V84H11V81L8 79V81H9V84L8 85H6V86H11L12 87V89L11 90H13L14 92H15V90H21V91H23V89H31V88H33L34 90L33 91H35V92H30L31 94H28V96H30L29 97V99H30V101L28 102V105L30 104V103H32L31 105H29V106H27V112H28V114L32 117V118H34L35 120H37V121H39L40 123L39 124H36L33 128H30L29 130H24L23 128H22V125H20L19 124V119H18V117L17 116H15V118H12V107L9 105V98L7 97L6 98V96H4V94L1 96V93H0V102L2 103L1 104V106H0V112H1V116H0V150L2 149L3 151L5 150H9V151H12V150H17L18 152H16L17 154H13V155H11V154H4L5 155V157H4V155H3V157H4V159L5 160H3L2 162H0V195H2V197L3 198H12V199H14L18 194L19 195H22L21 193H18V189H15L16 188V179L17 178H19V177H16L18 174H22V173H24L23 171H25L26 169H30L29 168V166L30 165H32V166H30V167H32V169H31V172L29 171V170H27V171H29V173L30 174H32V176L30 177V179H31V181H30V179L28 178V181H29V183H31L32 185H31V187H33L34 189H35V191H37V192H40V190H41V192H42V187L44 186H41L42 184V182H45V180H46V182H48L49 180H51V178L53 177V176H55V177H58L57 176V174H60L61 172H62V170H57L58 168H64L65 169V167L63 166V164L64 163H66L67 162V159H65L64 161L65 162H62L61 160V163H63V164H60L59 162H58V159L62 156V151L64 152V150H63V148H69L70 146L71 147H73V148H75L73 145H75V146H77V145H81V144H83V143H85V142H93V143H95L97 146H96V148H95V146H94V144L93 143H91V144H93L92 145V150H94L93 149V147L95 148V149H97V147H101V149L100 150H102V151H100L99 150V148L97 149V150H95L96 152L98 151H100L99 153H104V151L106 152H108L109 150H111V149H113L112 148V142H111V139H113L112 137H111V139H110V136H111V134H112V128H113V126L115 125V123L114 122H116L117 123V116L116 115H118L119 113H117L118 112V110H119V106H117V104L113 101V99H111V98H108V99H103V100H101L102 102H100V104H97V103H99V100H98V102H97V99H95L94 97V100L93 101H91V102H95V100H96V102L94 103V104H91V103H89L88 101H85V98H84V96L82 97V96H79L80 95V93H78V97L79 98H81V99H79L78 98V101H77V103L75 104V106H73L74 105V103H73V105H71L70 107H66L67 105L69 106L70 105V103H71V100H75V99H77V98H75V96L77 95V92L76 93H74V92H72L73 94H75V96L74 95H71L70 94V97L72 96H74V98L73 99H70V102H69V98H67V92L66 91H64L65 93H67L65 96L64 95H62V97L64 96V97H66L67 99H68V104L66 103V102H64V104L63 105H61V103L59 104V103H56L55 105H53V102H54V98H53V93L55 94V90H56V88H57V86H54L53 88H52V86L50 87L49 86V84H51L50 82H47L46 83V81H47V78L48 77H46L45 79L46 80H43L44 78H41V80H39V78L37 79V78H35L34 80H32V79H29L28 81L27 80H23V79H21ZM22 77H23V75H22ZM29 77V76H28ZM37 77H38V75H37ZM89 77V76H88ZM96 77H98L97 75H96ZM107 76H105V78H106ZM109 77H111V76H109ZM140 77H141V80L143 79L142 78V76L140 75ZM167 78H170L171 77V75L168 77V76H166ZM195 77V76H194ZM201 77V76H200ZM211 77V76H210ZM234 77V76H233ZM17 78V77H16ZM26 78V77H25ZM24 78V79H25ZM30 78H31V76H30ZM32 78H34V77H32ZM125 78H127V77H125ZM173 78V76L170 78V79H172ZM181 78V77H180ZM202 78V77H201ZM255 78V77H254ZM14 79V78H13ZM60 79V78H59ZM63 79H65V78H63ZM94 79H95V77H94ZM107 79H109V78H107ZM140 79V78H139ZM177 78H175L174 80L172 79V81H175ZM183 79V78H182ZM193 79V77L191 78V80ZM205 79V78H204ZM204 79H202V80H204ZM259 79H261V78H259ZM262 79H264V78H262ZM39 80V81H38ZM49 80H54V79H49ZM48 80V81H49ZM99 80V79H98ZM110 80V79H109ZM119 80V79H118ZM121 80H123L124 81V79H120V81ZM127 80H129V79H127ZM180 80V79H179ZM178 80V81H179ZM201 80V81H202ZM253 81L255 80V79H252ZM257 80V79H256ZM80 81H82V80H80ZM107 81V80H106ZM125 81H126V79H125ZM134 81V80H133ZM144 81H145V79H144ZM152 81H154L153 79L150 81L151 82V84H152ZM171 81V80H170ZM169 81V82H170ZM177 81V80H176ZM181 81V80H180ZM187 81V80H186ZM234 81V80H233ZM232 81V82H233ZM258 81V80H257ZM0 82H2V81H0ZM52 82H55V81H52ZM69 82V81H68ZM84 82V81H83ZM98 83L97 81H93V83ZM108 82V81H107ZM110 82V81H109ZM129 82V81H128ZM131 82H132V80H131ZM142 82V81H141ZM187 82H190L191 84H192V82L191 81H187ZM197 82H198V80H197ZM6 83H8V82H6ZM49 83V84H48ZM61 83V82H60ZM63 83H66V81H64ZM100 83V82H99ZM111 83V82H110ZM109 83V84H110ZM130 83V82H129ZM136 83V82H135ZM142 83H145V82H142ZM149 83V82H148ZM171 83V82H170ZM185 84H186V82H184ZM184 83H182V84H184ZM193 83H195V82H193ZM202 83V82H201ZM247 83V82H246ZM11 84V85H10ZM54 84V83H53ZM75 84V83H74ZM102 84V83H101ZM101 84H98V85H101ZM108 84V85H109ZM115 84V86H116V84L117 83H114ZM119 84V83H118ZM133 84V83H132ZM131 84V85H132ZM139 84H140V82H139ZM139 84H137V85H139ZM146 84V83H145ZM150 84V83H149ZM149 84H146V85H148V86H150ZM155 84H157V83H155ZM172 84H173V82H172ZM203 84V83H202ZM259 84V83H258ZM261 84H263L262 83V81H261ZM261 84H259V85H261ZM3 85V87H1ZM52 85V84H51ZM55 85V84H54ZM57 85V84H56ZM65 85V84H64ZM94 85V84H93ZM135 85V84H134ZM134 85H132L131 86V88H134ZM153 85V84H152ZM181 85V84H180ZM3 83L0 85V87H1V91H2V88H5L6 87ZM75 86V85H74ZM125 86V85H124ZM141 86V85H140ZM140 86H135V89H136V87H137V89L140 87ZM182 86V85H181ZM193 86V85H192ZM196 86V85H195ZM194 86V87H195ZM201 84L198 86L199 87V89L201 88ZM8 87H6V88H8ZM60 87V86H59ZM64 86L62 85V88H63ZM94 87H101V86H97V85H95ZM116 87H118V86H116ZM121 87V86H120ZM128 87V88H127ZM127 87H124V89H129L130 87L129 86H127ZM147 87V86H146ZM146 87H145V89H143L144 91H142L143 93L146 91ZM155 87H157V85H155ZM203 87V86H202ZM5 88V89H6ZM38 88H43V89H40V90H35V89H38ZM96 88V89H97ZM114 89H115V87H113ZM112 88V90H114ZM149 88V87H148ZM148 88H147V91L143 94L142 92V94L141 93H139L140 91H141V87H140V91H138V92H136V91H131L130 89V91L128 90V91H125L124 89V91L123 90H121L122 89V87L120 88V89H118V91L117 92H119V90H121V113L123 112V114L124 113H126V112H129L130 110V112H132L134 115L135 114H139L138 116H141V115H146L145 117L147 118V119H145L144 118V116L142 117H139L138 118V116H136L137 118H135V116L134 115H132V116H134V118L135 119H137L138 121L140 120V122H141V125H142V135H141V137H140V141H139V143H138V140L136 141V144L138 143V145H140V146H138L139 147V149L136 147L135 149H132V150H130V151H126V149H125V154L123 153V151H124V149L121 151V155H123L122 157H121V159H123V161H125L124 159H128V157L127 156H131V155H133L134 154V152H135V155H137V156H135V155H133L134 157H136V158H134L133 156H132V158H133V165L131 166V167H129V168H131L130 170L133 172V175L135 176H137L138 174H140V172H142V170H143V173H144V170L150 165V167L152 168L153 166H155L156 164H158L159 163V161H160V157L162 156V155H165V159H164V161L163 162H160V163H163V166H162V169H161V172L163 171L164 173H166V172H168L169 170H170V168L171 167H173L174 165H175V163H176V161H177V159H178V156L181 154V153H183V152H191V151H194L196 148L198 149V146L199 145H201V144H208V143H213V142H217V143H219V144H221V146H223V145H226V146H228V148H227V153L226 154H229V153H233V154H235V152H239L240 153V151H242V150H244L245 148H251L253 145H254V143L256 142L255 140H256V138L258 137V131H259V128H260V126H264V101L263 102H261L262 104H259L260 102L259 101H257L258 102V104L259 105H256V103H255V105H249V104H247V102L245 103H243V102H240L241 100H238V102H230V100H229V102L228 101H226V98H223L222 97V99L223 100H219V99H216V98H214V99H206L205 101H199V103L196 101L195 102V104L194 103H192V105L190 104V105H186V106H183V105H181V103L180 104H178L177 103V100H178V97H177V93L179 92H181V91H176V90H173L174 92H172V89L169 87V88H163V89H161V90H159L157 93L156 92H153V91H149L148 90ZM195 88H197V86L195 87ZM9 89V88H8ZM58 89V88H57ZM76 89V88H75ZM95 89V88H94ZM99 89V88H98ZM101 89H103L102 87H101ZM4 90V89H3ZM62 90V89H61ZM5 91H7V89L5 90ZM4 91V93H7V92H5ZM67 91H69V90H67ZM79 91V90H78ZM84 91H86V90H84ZM99 91H101L102 92V90H99ZM104 91H106V92H110V89H109V91H107L106 89L104 90ZM116 90H114V92H115ZM196 90H194V92H195ZM57 92V91H56ZM106 92H104V95H103V93L102 94H100V95H102L103 97L105 96V94H107ZM113 92V91H112ZM175 92H177V93H175ZM58 93V92H57ZM99 93V92H98ZM120 93V92H119ZM118 93V94H119ZM178 93V94H179ZM83 94H85V93H83ZM115 95H116V93H114ZM215 94V93H214ZM217 94H219V93H216L215 95H217ZM259 94V93H258ZM11 95H12V93H11ZM11 95H9V97L11 96ZM86 95V94H85ZM87 95H88V93H87ZM89 95H90V93H89ZM96 94H94V96H95ZM100 95L98 96V98L100 97ZM186 95V94H185ZM13 96H15L14 94H13ZM117 96H119V95H117ZM182 96V95H181ZM188 96V95H187ZM207 96H209L208 94H207ZM218 96V95H217ZM59 97V96H58ZM61 97V98H62ZM106 98L108 97V96H105ZM116 97V96H115ZM20 98L21 97H19V96H15L14 97V100H20ZM82 98H84V100L82 99ZM258 98V97H257ZM63 99V101L65 100L64 98H62ZM118 99V98H117ZM224 99H225V101H224ZM235 99V98H234ZM258 99H260V98H258ZM22 100V99H21ZM25 100H27V99H25ZM57 100V99H56ZM81 100V101H80ZM85 101V102H83V101ZM236 100V99H235ZM245 100V99H244ZM243 100V101H244ZM248 101V100H247ZM261 101H262V99H261ZM57 102V101H56ZM178 102H180V100H178ZM189 102V101H188ZM102 103V104H101ZM67 104V105H66ZM72 104V103H71ZM186 104V103H185ZM65 105V106H64ZM73 106V107H72ZM133 107V108H132ZM128 108H132V109H129V110H126V109H128ZM101 112V113H100ZM127 114V113H126ZM130 114V113H129ZM120 115V114H119ZM122 115V114H121ZM149 115V116H148ZM11 116V119L9 118ZM115 117H117V118H115ZM120 117V116H119ZM125 117V116H124ZM130 118V117H129ZM143 118V119H142ZM7 119H10L11 120V122L10 121H8ZM116 119V120H115ZM132 119V118H131ZM134 119V120H135ZM145 119V120H144ZM130 120V119H129ZM144 120V121H143ZM131 123H132V121H131ZM118 124H119V122H118ZM133 124V123H132ZM140 124V123H139ZM121 125V124H120ZM119 125V126H120ZM136 125V124H135ZM143 125H144V127H143ZM118 126V127H119ZM138 126V125H137ZM140 126V125H139ZM115 127V126H114ZM141 127V126H140ZM121 128V127H120ZM132 128V127H131ZM115 129V128H114ZM133 129V128H132ZM135 129V128H134ZM136 131V130H135ZM134 132V131H133ZM75 133H77V135H78V137H77V135L75 134ZM73 134H75V136L76 137H74L75 139L76 138H78V140H77V142H75V141H70V139L72 138V136H73ZM123 134V133H122ZM138 134H140V133H137V135ZM115 135V134H114ZM136 135V134H135ZM136 135V136H137ZM61 136H64V138L65 137H68L67 138V141H66V143H64V144H61L60 145V142L58 143V139L60 138L61 139ZM130 136H131V134H130ZM140 136V135H139ZM115 137V136H114ZM117 137V136H116ZM125 137H126V135H125ZM74 138H72V139H74ZM118 138V137H117ZM123 138V137H122ZM59 139V140H60ZM125 139V138H124ZM129 139V138H128ZM132 139V138H131ZM61 141V140H60ZM62 141H63V139H62ZM114 141V140H113ZM129 141V140H128ZM71 142V143H70ZM120 142H121V140H120ZM63 143V142H62ZM88 143H85L86 145L88 144ZM223 144V145H222ZM88 145H90V144H88ZM129 145V144H128ZM218 145V144H217ZM51 146V147H50ZM85 146V145H84ZM219 146V145H218ZM220 146V147H221ZM87 147H89V146H87ZM87 147H85V148H87ZM89 147V148H90ZM49 148H51V150L52 151H48V149ZM80 148V147H79ZM88 148V149H89ZM123 148V147H122ZM133 148H134V146H133ZM226 148V147H225ZM72 149V148H71ZM130 148H127V150H129ZM223 149V148H222ZM133 150H135V151H133ZM140 150L141 151H143V152H140ZM225 150V149H224ZM14 151H12V153H14ZM70 151V150H69ZM115 151V150H114ZM68 152V151H67ZM118 152V151H117ZM133 152V153H132ZM111 153V152H110ZM114 153V152H113ZM129 153V154H128ZM139 153V154H138ZM140 153H142L141 154V157H143V159H141V157L139 156L140 155ZM68 154V153H67ZM118 155H119V153H117ZM52 155V156H51ZM94 155V154H93ZM93 155H90V156H93ZM100 155V154H99ZM103 155V154H102ZM126 155V156H125ZM143 155V156H142ZM106 156V155H105ZM115 156V155H114ZM66 157V156H65ZM67 157H68V155H67ZM110 157H111V154H110ZM137 157H139V159H137ZM0 158H2V156L0 155ZM63 158V157H62ZM106 158V157H105ZM117 158V157H116ZM94 159V158H93ZM100 159V158H99ZM102 159H104L103 157H102ZM110 159V158H109ZM113 159V158H112ZM119 159V158H118ZM129 159H131V158H129ZM142 161H141V160ZM140 160V161H139ZM111 161V160H110ZM119 161V160H118ZM122 161V160H121ZM120 161V162H121ZM122 161V162H123ZM130 161V160H129ZM88 162V161H87ZM121 162V163H122ZM82 163V162H81ZM127 163V162H126ZM70 164H72V163H70ZM108 164H109V162H108ZM111 164H112V161H111ZM65 165V164H64ZM69 165V164H68ZM68 165H66V166H68ZM74 165H76V164H74ZM84 165V164H83ZM131 165V164H130ZM40 166H43L44 168H42L41 167V170L43 169H45L46 171H50L49 173L48 172H46V174H44L42 171V173L44 174H42L41 176H39L38 175V173H39V167ZM72 165H70V167H71ZM157 166V165H156ZM196 166V165H195ZM73 167V166H72ZM121 167H123V166H121ZM186 167V163H185V161H182L181 162V168H185ZM66 168H69V166L68 167H66ZM112 168V167H111ZM110 168V169H111ZM124 169H125V167H123ZM129 168H127V170H129ZM159 168V167H158ZM70 170L72 169V168H69ZM114 169V168H113ZM65 170H67V169H65ZM109 170V169H108ZM115 170V169H114ZM122 170V169H121ZM126 170V169H125ZM153 170V169H152ZM130 171V172H131ZM147 171V170H146ZM151 171V170H150ZM195 170H193V172H194ZM127 173H128V171H127ZM28 174V173H27ZM146 174V173H145ZM25 175H26V173H25ZM29 175V174H28ZM110 175V174H109ZM132 175V176H133ZM144 175V174H143ZM264 158L263 159H261V160H259V161H257V162H249V163H246V164H242V165H239V166H236V167H234V168H226V169H222V170H220V171H217V172H213V173H210L209 175H207V176H205L200 182H197L194 186H191V189L192 190H194V191H197L198 190V188H199V186L200 185H202V184H204V183H207L208 182V184H214L215 186H220L221 184H225V182H227V181H229V180H234V181H237L238 183H239V185H241V187L242 186H247V185H249V184H255L254 182L256 181V180H258V183L260 184V183H263L264 184ZM19 176V175H18ZM22 176H24L23 174L20 176V177H22ZM61 176V175H60ZM71 176V175H70ZM133 176V177H134ZM141 176V175H140ZM106 177V176H105ZM146 177V176H145ZM160 178V177H159ZM49 179V180H48ZM26 180V179H25ZM48 180V181H47ZM55 180V179H54ZM122 180H124V179H122ZM137 180V179H136ZM41 181V182H40ZM141 183V182H140ZM158 183V182H157ZM23 184H25V183H23ZM48 184V183H47ZM138 184V183H137ZM252 184V185H253ZM30 185V184H29ZM152 184H150V185H148V187L150 188V186H151ZM154 186L153 187H155L156 185L155 184H153ZM26 186V185H25ZM141 186V185H140ZM124 187V186H123ZM123 187H122V190H123ZM129 187V186H128ZM148 187H147V191H145L144 190V192H148V191H150L153 187H151V189H148ZM187 187H188V185L187 184H185L183 187H180V188H177L176 190H173L171 193H170V195H169V199H171V200H175V198H177V197H179L178 199H180L181 200V197H184V196H187V198L185 199V200H183V201H186L187 202V200L189 201L190 199H189V197H188V194H187ZM204 187V186H203ZM44 188V187H43ZM132 188V187H131ZM263 188V187H262ZM125 189V188H124ZM128 189V188H127ZM214 189V188H213ZM190 190V189H189ZM263 190H264V188H263ZM125 191H126V189H125ZM129 191V190H128ZM137 191V190H136ZM45 192V191H44ZM131 192H133V191H131ZM130 192V193H131ZM142 193V192H140V193H142V194H145V193ZM264 192V191H263ZM129 193V192H128ZM134 193H136V192H134ZM196 193V192H195ZM190 194V193H189ZM18 195V197H20ZM139 195V194H138ZM167 195V196H168ZM196 197V196H195ZM163 198V197H162ZM165 198V197H164ZM182 201V202H183ZM12 202H13V200H12ZM71 208V207H70ZM58 213V212H57ZM234 214V213H233ZM232 214V215H233ZM236 214V213H235ZM57 215V214H56ZM227 215V214H226ZM231 215V216H232ZM223 216V215H222ZM228 216V215H227ZM58 217V216H57ZM224 217V216H223ZM226 217V216H225ZM138 218H136L134 215H131V217H128L121 225H117V226H105V227H102V226H93L92 228H90V229H87L86 230V232H84V234L83 235H80V236H77V237H75V238H73L71 241L72 242H74L76 245H77V243H79V242H81V243H90L93 239H95V238H98V240H100V239H103L104 240V238H108V236L110 235V237L112 236V234L115 232V231H119V230H125L127 227H130V225H132L133 226V224L136 222V221H138L137 220ZM227 219V218H226ZM231 219H233L232 217H231ZM222 220V219H221ZM220 220V221H221ZM59 222V221H58ZM218 222V221H217ZM222 222V221H221ZM56 223H57V221H56ZM137 223V222H136ZM231 223V222H230ZM233 223V222H232ZM52 224H55V223H52ZM217 224V223H216ZM182 225V224H181ZM223 225V224H222ZM57 226V225H56ZM216 226V225H215ZM221 226V225H220ZM219 226V228L221 229L222 227H220ZM223 226H226V225H223ZM228 226V225H227ZM62 227V226H61ZM60 227V228H61ZM218 227V226H217ZM230 227V226H229ZM228 227V228H229ZM252 227V226H251ZM53 228H56V227H53ZM67 228V227H66ZM70 228V227H69ZM233 228H234V226H233ZM253 228V227H252ZM68 229V228H67ZM181 229V228H180ZM183 229V228H182ZM247 229V228H246ZM58 230V228L56 229V231ZM62 230V229H61ZM130 230V229H129ZM222 230H225V229H222ZM252 230V229H251ZM216 232H218L217 230H215ZM226 231V230H225ZM228 231V230H227ZM59 232H61L60 230H59ZM189 232V231H188ZM187 231H182V235L183 236H189V233H188ZM228 232H230V233H233V232H235V231H228ZM242 233H240V235L242 236V235H244V236H248V237H250V236H258V238H259V236L260 237H263L264 238V231H259V230H257V231H241ZM237 235V233H234V235ZM114 235V234H113ZM233 235V234H232ZM239 237V236H238ZM62 239V238H61ZM96 240V239H95ZM263 240V239H262ZM57 241V240H56ZM58 241H59V238H58ZM93 242V241H92ZM14 244V243H13ZM91 244V243H90ZM9 245L10 244H8V243H5V244H3L2 246H0V262H4V260H6V259H12V260H16L17 258V260H19L20 259V256L19 257H17L18 255H20V253L15 257L14 255H13V253L11 252V248H14V246L12 247H9ZM16 245V244H15ZM19 246V245H18ZM16 247H17V245H16ZM22 249V248H21ZM21 249H19V251L21 250ZM263 250H264V247L262 248ZM22 251V250H21ZM18 252V251H17ZM14 253L16 254V251H14ZM24 255V257H25V255H26V253L25 254H23ZM198 255H199V253H198ZM264 256V255H263ZM23 256L21 257V258H24ZM195 257H197V256H195ZM198 258V257H197ZM26 259V258H25ZM195 259V258H194ZM227 259V258H226ZM225 259H223V261H224ZM228 260H231V259H229L228 258ZM233 260V259H232ZM232 260H231V262H232ZM212 261H214L215 262V260H212ZM219 261V263H217V264H220V262H223L221 259H219L218 260ZM226 262V261H225ZM230 261H228V263H229ZM229 263V264H232V263ZM263 262H264V260H263ZM263 262L261 263V264H263ZM205 263V262H204ZM227 262H226V264H228ZM234 264H235V262H233ZM240 263V262H239ZM192 264H198L197 262H193ZM200 264V263H199ZM202 264V263H201ZM206 264V263H205ZM222 264V263H221ZM223 264H225V263H223ZM257 264H259V263H257Z\"/></svg>",
    "mask_w": 264,
    "mask_h": 264
},
{
    "label": "water",
    "instance_id": "water-1",
    "mask_svg": "<svg viewBox=\"0 0 264 264\" xmlns=\"http://www.w3.org/2000/svg\"><path fill=\"white\" fill-rule=\"evenodd\" d=\"M50 87L52 86V88L54 86H57V85H49ZM40 89H43V88H38V89H35V90H40ZM22 90V89H21ZM20 89L19 90H16L15 91V94L20 98V100H9V105L12 107V118H15V116L18 117V121H19V124L22 125V128L24 130H29L30 128H33L36 124H39L40 122L35 120L34 118H32L28 112H27V105H28V102L30 101L28 94H31L30 92H35L33 91L34 89L33 88H29V89H23V91H21ZM22 99V100H21ZM27 99V100H25ZM1 102H0V106H1ZM0 116H1V112H0ZM11 119V116L9 117ZM10 119H7L8 121L11 122Z\"/></svg>",
    "mask_w": 264,
    "mask_h": 264
}]
</instances>
